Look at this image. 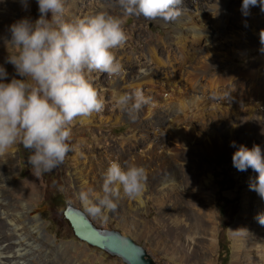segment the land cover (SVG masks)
<instances>
[{
  "label": "rangeland",
  "instance_id": "374dc122",
  "mask_svg": "<svg viewBox=\"0 0 264 264\" xmlns=\"http://www.w3.org/2000/svg\"><path fill=\"white\" fill-rule=\"evenodd\" d=\"M216 1L204 0L201 3L202 8L205 9L204 12ZM225 1V9L233 16V20L228 23L229 25L227 24L224 31H221L215 30L210 19H206L209 21L207 29L210 35L212 34L209 41L214 44L210 49L207 43L192 44L200 49L186 62L184 73L180 65L173 60L175 55L179 54L173 37L178 27L177 20L166 22L160 19L145 18L141 21L138 15L126 17L125 30L128 39L123 46L117 50L114 49V53L118 61V57H122L120 64L121 62L126 64L123 67L126 68L123 71L126 72V76L132 77L133 81L136 79L140 81L138 89H141L146 97L151 98V104L142 107L136 114V119H131L127 111H124L116 102L118 96L123 93L121 87L123 83L119 80V75L108 76L106 73L94 72V85L101 92L105 107L102 112L94 113L86 120L78 118L71 126L72 138L69 142L71 151L67 154L64 163L37 177L28 163L31 152L25 149L22 143H17L11 154L0 156V235L7 236L13 230L12 225L5 224L6 215L13 220L22 216L23 224L28 227L32 235L31 241L26 243L27 248L20 251L21 260L14 264H124L120 258L75 236L69 221L63 215L67 205L82 209L97 227L115 229L131 237L144 247L155 264H238L235 252L237 249H243L244 242L253 248H250V256L243 254V257H240V264H264V225L256 224L251 215L246 223L241 218V214L247 209L249 203L251 208L257 204L256 191L250 188L248 182L249 175L256 172L251 168L238 171L232 164L234 153L232 150L230 153L229 151H214V155L212 154L210 158L202 157L201 160L199 156L193 154L187 162L176 165V168L181 170L193 164L206 163L208 174L211 175L207 184L199 175H192V180L195 181L193 188H186L189 194L185 207L195 216H201L205 224L203 225L207 228L205 231L208 233V235L203 233L202 236L196 238L194 255H185L186 249L181 246L175 249L174 232L170 233L166 216L162 215V208L156 204L154 197L158 193L153 186L145 191L144 196L147 200L145 205L138 209L128 210L117 203L116 210L108 214L107 221L103 217H94L87 213L85 205L79 199L77 188L75 171L85 158L91 159L94 165L105 169L113 161L125 166L119 156L127 157L130 151L138 148L145 140L150 143L156 132L159 131L163 135L162 138L156 140L160 146L165 148L172 142L173 139L170 133H167L168 130L164 126L155 124L154 117L168 115L165 101L175 100L177 94L173 90L171 93L168 92L171 95L170 98H165L162 88L169 89L170 81L176 79L178 86L187 90L189 86L185 84L186 77H191L196 81L199 92L195 94V99H198L200 95L197 104L201 108V111L192 114L193 116L190 112L185 117L181 113L176 114L178 119L188 118L189 127L195 131L197 141L189 145L199 148L203 146L202 136L210 130L221 133L220 135L224 137L232 124L236 122L237 128L233 129L234 134H241L243 137L238 146L243 145L251 149L254 144H259L262 155H264V111L255 108L248 116L243 107L237 108L240 109L239 111L231 109L229 106L233 102V97L227 92H216L215 89L218 86L215 83L217 77H222L221 81L228 85V80L230 83L234 80L229 76L242 79L245 74L240 71L249 70L253 66H259L261 69L255 79L259 77L258 80L264 83V44L261 43V40H264V11H261L259 0L255 6L250 5L247 12L242 10L243 2L236 4L231 3L230 0ZM181 6V12L190 11L184 3ZM65 9V18L69 20L94 14L97 11H107L117 16L123 14V9L117 0H65ZM39 15L37 0H28L26 9L20 0H0V66L8 74L3 82L8 83L13 77L22 79L16 73L15 67L7 62L8 57L15 55L17 51L10 43V26L22 18L34 22ZM50 16L51 13H48L49 18ZM181 16L186 17V15ZM161 37H166V42L174 50V56L172 55L169 63L171 65L165 67L166 72L162 71L159 75L161 80L153 78L155 82L149 83L146 78L142 77L139 69L132 70L138 63L129 65L123 52L128 55L132 54L136 56L135 58H143L140 63L146 64L144 60L148 55V46L161 42L159 41ZM158 46L161 48L162 44L159 43ZM130 90L132 93L124 89L127 94H133L137 89L131 87ZM246 98L251 99V95L246 93ZM260 104L264 110V96ZM149 107L152 112L147 117L146 109ZM233 111H237L235 113L237 115H234ZM261 114L263 117L258 118ZM246 123L249 128L248 135H251L245 138ZM188 124L182 125L188 127ZM179 150H185V146L180 147ZM199 152L205 153L202 148ZM152 180L153 177L147 178L148 183ZM25 186L28 188L25 189ZM32 186H34L33 189ZM26 192L28 195L25 194ZM17 201L35 209L36 220L39 219L38 222L41 225L39 232L32 229L33 219L28 217L27 208H24L21 214L12 212L11 209L15 207ZM207 207L211 209L208 210ZM211 227L213 232H211ZM201 237H204V240ZM209 237L213 239L212 243ZM182 240L185 242L187 238L183 237ZM6 243L8 241H4L3 244Z\"/></svg>",
  "mask_w": 264,
  "mask_h": 264
},
{
  "label": "clouds",
  "instance_id": "9594fccd",
  "mask_svg": "<svg viewBox=\"0 0 264 264\" xmlns=\"http://www.w3.org/2000/svg\"><path fill=\"white\" fill-rule=\"evenodd\" d=\"M28 7V0H20ZM184 0H119L120 16L107 11L76 19L65 18V0H37L39 17L33 22L22 18L10 26V43L17 49L8 57L22 77L3 82L8 74L0 66V156L11 154L17 143L30 150L28 163L39 177L64 163L71 151V126L104 110L105 101L94 85V72L117 76L124 71L114 49L128 39L126 17L142 15L148 20H177ZM264 11V0H259ZM257 0H243L242 10ZM48 13H51L50 18ZM264 44V40H261ZM131 119L151 104L141 89L121 94L116 101ZM130 105V107H129ZM235 147V142H232ZM238 171L253 169L258 176L250 188L264 198V155L259 145H240L232 155ZM147 187L146 169L135 163H110L100 191L85 189L79 199L87 213L103 217L117 208L121 190L129 198H139ZM264 225V219L258 217ZM244 231V230H243Z\"/></svg>",
  "mask_w": 264,
  "mask_h": 264
},
{
  "label": "bare ground",
  "instance_id": "6f19581e",
  "mask_svg": "<svg viewBox=\"0 0 264 264\" xmlns=\"http://www.w3.org/2000/svg\"><path fill=\"white\" fill-rule=\"evenodd\" d=\"M117 1L119 2V0ZM203 1L204 0H184L183 3L185 4L186 7L190 8L189 9L190 11H182V15H186V17L181 16L180 18L177 19L176 22L178 27H176L177 29L175 31V34H173L174 35L173 37H174V44L176 45L179 54L175 55L173 60H175L178 63V65H180L179 67H181V71L183 73L186 62L193 57L196 51L200 49L198 46H193L192 44L198 45L201 43L204 44L207 43L209 49L214 44V42L212 43L211 41H209V37L212 36V34L210 35L207 29L209 21H207L206 19L208 18L210 19L213 28H216L215 30L218 29L221 31L225 27H227V24L231 20H233L232 18L233 16H231V14L225 9L226 7L225 0H217L211 6L208 5L209 8H207L206 12H204L205 9L202 8L201 5ZM230 1L231 3L233 2L236 4L243 2L242 0H230ZM138 16L140 17L139 20L141 21L145 19L142 15H138ZM166 40H167L166 37L160 38L159 41L161 42L159 43L162 44L161 48L158 46L159 43H153V45L148 46V55L145 56L146 60H144L146 64L143 65L140 63L143 58L142 59L135 58L136 56L132 54L128 55V53L123 52V55L128 59L127 63L129 65H135L138 63V65H135L132 68V70L139 69V71L142 73V77L144 79L146 78V80L149 81V83L155 82L153 81V78H156L158 79V81H160L161 79L159 78V75L161 74V72L165 71L164 70L165 67L167 68L168 65L169 66L171 65L169 63L172 60L171 58L174 50L170 46V44L166 42ZM121 58L120 56L118 57L119 61H122ZM121 65L122 67L126 66V64L124 65V63L122 62ZM242 72H244L245 74V76L242 79L239 77L234 78V76H229L230 79L233 78L234 80L231 83L230 80H228L229 82L228 85L227 84L225 85L221 81L222 77L219 78L217 77L215 83H217L218 86L216 88L214 87L216 89V92L222 91L224 93L226 92L229 93V95L233 97V102L231 103V105L229 104L230 105L229 107L231 109H236L237 111L240 110V109L238 110L237 108L243 107L244 111L248 116L252 113V111L255 108L258 109L259 111L260 110L264 111L262 110L261 107L262 105L260 104L261 99L264 96V85H263L264 83L263 81L258 80L259 77L255 79V77H257V75L261 72L260 67L253 66L249 70L240 71V73ZM118 77H120L119 80L123 83L121 87L124 94L127 93L126 91H124V89L129 90V92L132 93L130 90L131 87H135L136 89L139 88L138 84L140 81L138 82L137 79L133 81L132 77L126 76V72L120 73ZM185 80H186L185 82L186 86H189L186 88L187 90L181 89L180 86H178L176 79L170 81L169 89L162 88V93L163 95H165V98H170L171 96L170 93L173 90L177 92V94L175 96V100H169L168 102L165 101L166 102L165 106H167L168 115L164 114V116L157 115L154 117L155 124L164 126L168 130V132L167 131L166 132L170 133V137L173 139L172 142L165 148L164 146H160L159 144H157L156 140L163 137V135L158 131L156 132L155 137L151 140L150 143L147 140H145V142L142 143L138 148H135L134 150L130 151L127 157H123V156H119V157L121 158L122 161H124L125 165L135 163L139 166L144 167L146 169L147 178L153 177V180L151 182L149 183L147 182L146 189L149 188L150 186H153L158 193V195L155 196L154 198L157 201L156 204L158 205V207L162 208L161 209L162 215H164V217L166 216V220L169 223L167 224L170 233L174 232L173 237H175L174 238L175 249L176 248L178 249L181 246L186 249L185 255H194L195 254L194 246L196 245V241H195L196 238H199V236L203 233H205L206 235H208V233L206 232L207 228L204 227L205 224L202 222L203 220L201 216H195V214L191 210L188 211L185 207L186 198L187 195L189 194V191H186V188H190V189L193 188L195 181L193 182L192 175L194 174L199 175L200 178L204 180L206 184L210 181L211 175L208 174V168L206 163L193 164L187 168H181V170L179 168H176V165H178V163L187 162L193 154L199 156L201 160L202 157H204L205 159L210 158L214 153V151L217 152L229 151L230 153V150H232L233 152H235L239 147L238 145L240 143L241 138L243 137L241 136V134L239 135L234 134L233 129L237 126L236 122H234L232 126L229 128L226 136L224 137L220 135L221 133L219 134L214 130H210L205 135L202 136L203 138L201 144L203 143V146H200V148L204 149L205 151L204 154L199 152L200 151L199 147L190 146L189 143L193 141H197L195 140L196 137L195 131L189 127L187 121L188 118L178 119L176 114L181 113L185 117L190 112L191 116H193L192 114H196V112L201 111V108L197 104V102L200 99V95L198 99H195V94L199 92L197 90L198 87L196 85V81L191 77H186ZM168 92L170 93L168 94ZM246 93L251 95V99L246 98ZM237 111H233L234 115H237L235 114L237 113ZM151 112L152 109L150 107L146 109L147 117ZM262 114L258 118H262L263 117ZM80 119L86 120L87 117ZM185 123L188 124V127L182 125ZM246 125L247 126L244 125L245 126L244 128L246 130L244 136L245 138L251 135V134L248 135L249 128L247 123ZM232 142H235V147L232 146ZM122 143L124 144V141ZM183 146H185V150L180 151L179 150L180 147ZM259 147H261V145H259ZM105 172L106 169L104 167H100L99 165L97 166L94 165L91 159L87 160L85 158L84 160H82V162L75 171V174L77 175L76 180H77L78 191L80 192L81 190H85V189H93L95 191H100ZM257 176L258 174L256 173L249 175L248 182L252 184ZM24 188L27 189L28 187L25 186ZM33 188L34 186H32V189ZM182 188L184 189L182 190ZM145 191L139 198H129L125 196L123 191L121 190L119 197H116L114 199L115 202L120 204L124 209H128V210L138 209L139 207L145 205L147 202L144 196ZM27 193L28 192H26L25 194ZM256 194H257L256 195L257 204L254 205L253 208H251V205L249 203L247 209H245L241 214V218L242 221L246 223L251 215L252 220L256 224L261 225L259 223L258 217L260 216L261 219H264V198H261L258 192H256ZM24 208H27L28 210L27 212L28 217L33 219V222L31 223L32 229L35 230L36 232H39L41 229V225L38 222L39 219L36 220V214L34 213L35 211L34 208H29L25 204H22L21 201H17L15 207H13L11 210L14 214H21ZM209 208L211 209V207H207L208 210ZM204 213L206 214V212ZM21 217L22 216H20L17 220H13L10 219L8 215L5 216L6 219L5 224H8L10 226L12 225L13 230L12 233L8 234L7 236L0 235V264H14L18 262V260H21L19 257L20 251L26 249L27 248L26 243H29L31 241L32 235L30 234L28 227H26V225L23 224L24 220ZM210 222L212 221L210 220ZM212 230L213 228L211 227V232H213ZM183 237L187 238L185 242L182 240ZM202 238L204 240V237H201V239ZM208 239L212 243L213 239L211 237H209ZM4 241H8V243L4 245L3 244ZM191 243L193 244L191 245ZM242 246L243 249L240 250L237 249V251L235 252V255H237L236 262L238 264H240L239 261L240 257L241 256L243 257V254H247L248 256H250L251 254L250 248H253V247H249V244H246L245 242L243 243Z\"/></svg>",
  "mask_w": 264,
  "mask_h": 264
},
{
  "label": "water",
  "instance_id": "95a60500",
  "mask_svg": "<svg viewBox=\"0 0 264 264\" xmlns=\"http://www.w3.org/2000/svg\"><path fill=\"white\" fill-rule=\"evenodd\" d=\"M63 215L76 237L120 258L124 264H155L143 246L118 230L97 227L82 209L67 205Z\"/></svg>",
  "mask_w": 264,
  "mask_h": 264
}]
</instances>
